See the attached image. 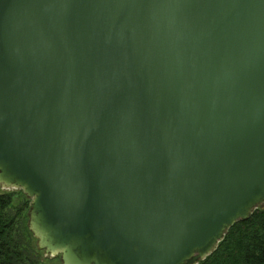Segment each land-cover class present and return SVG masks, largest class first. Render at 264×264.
Instances as JSON below:
<instances>
[{"label": "water", "instance_id": "1", "mask_svg": "<svg viewBox=\"0 0 264 264\" xmlns=\"http://www.w3.org/2000/svg\"><path fill=\"white\" fill-rule=\"evenodd\" d=\"M0 184L62 264H198L264 208V0H0Z\"/></svg>", "mask_w": 264, "mask_h": 264}, {"label": "trees", "instance_id": "2", "mask_svg": "<svg viewBox=\"0 0 264 264\" xmlns=\"http://www.w3.org/2000/svg\"><path fill=\"white\" fill-rule=\"evenodd\" d=\"M20 192L0 193V264H40L27 226L30 200L16 205ZM198 264H264V208L235 223L217 249Z\"/></svg>", "mask_w": 264, "mask_h": 264}, {"label": "rangeland", "instance_id": "3", "mask_svg": "<svg viewBox=\"0 0 264 264\" xmlns=\"http://www.w3.org/2000/svg\"><path fill=\"white\" fill-rule=\"evenodd\" d=\"M11 192H20V189L10 188V187H6V186L0 184V193L1 194L11 193ZM26 196L18 194V196L16 197L14 203L16 205H19L20 202H24L25 201ZM27 198L30 200V209L28 210V213H27L28 214L27 226L29 228V213H30V210H31L32 199L29 198L28 196H27ZM31 244L34 247L35 256L39 259L40 264H62V261H61V258H60V254H47L45 252V250H43V249H41L39 247L38 238L34 234H33V238L31 239Z\"/></svg>", "mask_w": 264, "mask_h": 264}]
</instances>
